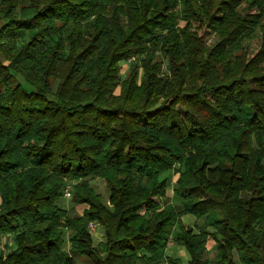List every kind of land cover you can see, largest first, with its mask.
Instances as JSON below:
<instances>
[{"label": "trees", "instance_id": "16d2710c", "mask_svg": "<svg viewBox=\"0 0 264 264\" xmlns=\"http://www.w3.org/2000/svg\"><path fill=\"white\" fill-rule=\"evenodd\" d=\"M0 22V264H183L176 224L186 264H264V0H0Z\"/></svg>", "mask_w": 264, "mask_h": 264}, {"label": "rangeland", "instance_id": "374dc122", "mask_svg": "<svg viewBox=\"0 0 264 264\" xmlns=\"http://www.w3.org/2000/svg\"><path fill=\"white\" fill-rule=\"evenodd\" d=\"M0 24H2V22H0ZM200 36H201L202 42L206 48L212 47L218 41V37L215 34V32L211 31L209 29H206V28H204L200 31ZM259 39H260V37L256 36L254 38H251V39L244 41L243 45L245 47L246 54H247L248 58L251 57L255 53L256 49L258 48ZM135 59L136 58L132 57L128 60L120 62V65H121L120 79H122L124 77L125 72L128 70L129 65L132 62H134ZM162 70L164 72H166L164 66L162 67ZM140 73H141V71H140ZM55 84H56V82L54 83V85ZM119 91H120V89H119V87H117L115 89V93L118 94ZM50 98L54 99V96L50 95ZM165 176L168 180L167 197L171 202H173L175 205H177L178 208H181L180 202L178 200L173 199V197H171L172 196V190L174 187V181H175L177 175L173 172H168ZM89 181H90L89 184L91 185V187H93L96 192H99L101 194L103 202L106 203V200H107L106 198H107L108 193H107V188H106L105 183L102 180H98V179H90ZM74 183H76L75 180H70V181H67V183H66V185H69L71 187L72 196H73V184ZM176 198H178V197H176ZM61 203H62L61 206L68 209L71 214L74 211L76 212V210H75L76 204L74 203V198H72V197L71 198H64L63 197ZM181 220H182V222L189 224V225H192V226L201 223V220H196L191 215L190 216H184L183 218H181ZM177 226L178 225L176 224L174 232L171 233L170 241H169L170 243H169V245H167L165 255L172 256V257H178L181 259L183 264H186L187 260L189 259V255L187 254V252H185L186 250L184 249V247L176 244L174 242V239H173L174 233L177 230ZM1 244H2V241L0 240V254L1 253L5 254L8 251H10L8 249L7 245H5L4 247H1ZM215 246H216V244H215L214 240L211 239V237H210V239L207 242V249H206L207 258L212 259L213 255H214ZM234 257L236 260V256H234ZM162 264H165V263L162 262Z\"/></svg>", "mask_w": 264, "mask_h": 264}, {"label": "crops", "instance_id": "0c3cea01", "mask_svg": "<svg viewBox=\"0 0 264 264\" xmlns=\"http://www.w3.org/2000/svg\"><path fill=\"white\" fill-rule=\"evenodd\" d=\"M98 179V178H97ZM101 180V179H98ZM99 193V192H97ZM108 193V191H107ZM100 194V193H99ZM108 194H107V200L106 203H108ZM172 197V196H171ZM88 206L86 204H76V212L74 211L72 213L73 216H79L83 213L84 209H86ZM66 209V208H65ZM182 209V207L180 208ZM67 211L69 212V210L67 209ZM70 213V212H69ZM71 214V213H70ZM184 216H190L189 214H185L183 215L181 218H183ZM95 228L93 230L90 229L91 233H92V239L94 243H97L99 241H104L105 240V235H104V231L103 228L97 223L95 222ZM189 225V224H188ZM192 226V225H190ZM12 235V236H11ZM210 239V237L208 238V240ZM212 239V238H211ZM0 240L2 241L1 247H4L5 245L8 246L9 250H12L15 248L16 243L14 241V235L12 233H5L0 235ZM207 240V242H208ZM169 245V244H167ZM167 248V247H166ZM206 249H207V244H206ZM166 252V250H165ZM186 252V251H185ZM186 254V253H185ZM168 256V255H167ZM172 257V256H171ZM178 258V257H177Z\"/></svg>", "mask_w": 264, "mask_h": 264}, {"label": "built area", "instance_id": "2783aa9c", "mask_svg": "<svg viewBox=\"0 0 264 264\" xmlns=\"http://www.w3.org/2000/svg\"><path fill=\"white\" fill-rule=\"evenodd\" d=\"M63 197L64 198H71L72 197V193H71V187L69 185H64L63 187ZM95 222H91L89 223V229L93 230L95 228ZM170 239L168 240V243L169 244L170 242Z\"/></svg>", "mask_w": 264, "mask_h": 264}]
</instances>
